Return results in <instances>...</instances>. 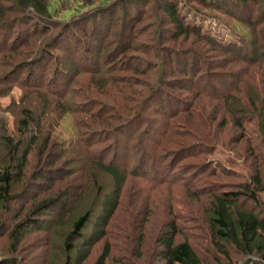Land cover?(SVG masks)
Returning a JSON list of instances; mask_svg holds the SVG:
<instances>
[{"label":"trees","instance_id":"1","mask_svg":"<svg viewBox=\"0 0 264 264\" xmlns=\"http://www.w3.org/2000/svg\"><path fill=\"white\" fill-rule=\"evenodd\" d=\"M154 1L151 12L142 15V22L155 20L158 27L168 24L172 29L152 32L153 27L143 28L142 33L148 35L142 38L149 45L139 46L135 45L140 40L135 35L137 24H129L131 0L116 3L126 6L123 12L128 20L121 33L118 31L116 42L114 32L120 26L112 24L118 16L117 5L111 0H102L97 7L93 3L94 8L86 14L83 12L90 1L82 6L67 3L62 19L56 16L60 0H0V100L18 88L23 91L24 105L16 132L9 134L0 120V149L6 153L0 160V203L9 205L21 200L22 208L28 200H37L46 188L64 184L59 197L32 207L30 217L36 212L35 217L42 216L41 212L48 209L55 215L67 212L74 216L76 201L82 200L84 192L96 195L95 188L101 192L97 173L108 175L115 185L113 192L103 198V213L95 221L92 238L77 251L74 242L90 224L93 208H84L74 222L64 243L68 253L75 251V259L69 264L84 263L91 249L103 240L106 227L119 209L122 188L129 180L145 183L151 189L173 184L186 191L197 190L193 195H207L205 189L194 185L201 179L190 177L187 171L179 174L175 169L202 154L208 155L211 149L201 142L184 143L180 154L170 161L165 139L168 135L189 139L195 135L188 125L181 124L180 128L175 121L194 111L198 100L219 101L225 107L231 105L230 112L238 111L243 100L235 95L240 92L244 76L251 73L250 67H241L242 73L233 75L238 78L232 81L218 72L219 68L234 62L264 66L259 55L264 51V0H233L231 8L207 5L206 0ZM222 14L241 24L248 37L235 26H230L231 32L234 37L238 34L239 41H223L206 31L205 23ZM159 37L163 41L158 42ZM178 40L191 41L190 50L174 49L170 43ZM38 41L42 45L36 50ZM46 80L49 88L43 85ZM136 85L139 90L134 89ZM51 116L57 121L49 120ZM61 118L68 121L67 143H60L57 155L51 153L44 158L42 171L25 183L33 149L40 145L44 157L57 147L50 138ZM236 118V125L241 127V118ZM260 120L264 131V107ZM151 129L153 135L149 137ZM70 164L77 167L69 171L66 168ZM40 183L41 188L29 194ZM259 193H264V181L254 177L246 192L209 194L211 242L221 258L215 259L218 264H230L232 257H255L251 259L254 263L264 262V213L238 207L242 198L258 204ZM26 224L27 220L21 222L15 231L17 244L24 238ZM165 231L157 254L161 264H206L187 239L176 242L180 233L175 225H168ZM109 256L106 246L96 264H106Z\"/></svg>","mask_w":264,"mask_h":264},{"label":"rangeland","instance_id":"2","mask_svg":"<svg viewBox=\"0 0 264 264\" xmlns=\"http://www.w3.org/2000/svg\"><path fill=\"white\" fill-rule=\"evenodd\" d=\"M60 1L62 2L61 9L56 13L58 19L59 17L62 19L67 3L82 6L85 5L86 1H90L91 5L89 4V7L83 12V14H86L90 9L94 8L91 7L93 3L97 7L102 0ZM122 1L124 0H111L115 4ZM131 1L129 3L131 5L128 6L132 13L129 24H137L135 35L140 39L135 45H149L142 38L144 35L145 37L148 35L146 32L142 33V29L147 26L153 27L152 32L157 29H162L164 32L167 31L166 29H172L168 24L166 26H164L165 24H160V27H158L159 22L155 20L142 22V15L151 12L154 0ZM232 1L206 0L207 5L215 4L227 6V8H231ZM125 9L126 6L124 4L116 7L118 18L117 21L114 19L112 24H117V27L119 25L120 28H115L114 42L118 40V31L121 33L120 29L123 24L128 23V20L124 17L125 12L123 11ZM200 9L204 10H201L202 12H206L203 7ZM139 10L140 13L138 14L137 11ZM240 25L222 14V16L215 18L213 21L208 20L205 23V29L210 33L216 34L223 41H239L238 34L234 37L231 27L235 26L234 29L246 35L244 31L247 32V30ZM153 35L155 36L154 33ZM160 37L157 39L158 42L163 41ZM190 43L192 44L191 41L178 40L170 43V45L174 49H178V51H183V49L186 51L190 50ZM41 45L42 41H38L35 45L36 50ZM260 52L259 55L264 59L263 49ZM219 58L221 57L219 56ZM222 64L224 65V63ZM250 65H252L251 62L244 64L234 62L229 67L218 69V72L223 73L222 75L226 78L228 76L229 80L232 81L238 78L233 75L237 76L242 73L241 67H250L249 71L251 73L247 77L244 76L243 82L239 85L240 92H236L235 95V97L238 95L237 97H241L240 99L243 100L238 104V111L230 112L229 108L232 106L229 105V108L225 107L223 106L224 103L219 101L198 100L194 111H192L195 115H191V112L178 117L175 121L180 128L182 127L181 124L188 125L195 135L190 136V139L188 137L182 138L177 135H168L165 139V145L169 148L168 153H171L170 161L180 154L178 152L180 148H183L185 144L188 145L191 141L196 144L199 142L204 143L206 147L211 149V153L208 155L204 156L202 154L198 159L189 160L175 169V171H179V174H182V171H187V175L190 177L194 176L197 179H201L198 185H194L205 189L204 191L207 195H193L197 190L186 191L179 185L173 184L151 189L145 183L129 180L122 188L119 198V209L106 227L105 237L91 249L89 257L82 264H96L106 246L110 250V256L106 264H161L157 260V254L160 250V239L166 232L168 225H175L180 233L176 242L180 243L187 239L200 258L206 261V264H218L215 259L221 258L215 252L214 245L211 242L213 237L209 220L212 217V209L210 207L212 199L209 194L242 193L243 191L246 192V187L252 186L254 177H259L264 181V131L261 128L260 120V112L264 107V66L258 63L255 66ZM59 82L60 80H57V83ZM47 83L48 81L46 80L43 84L45 88H49ZM56 85L55 83L54 86ZM132 87L134 88V86ZM134 89L139 90L137 85ZM22 96L23 91L17 88L7 98L0 100V120L3 121L9 134L13 130L16 132L15 127L19 119V112L24 107V105H21ZM113 96L115 100L116 96ZM247 98L250 99V103ZM236 116L240 117L243 122L241 127L236 125ZM56 119L52 118V116L49 118V120L54 121H57ZM60 120L57 122L56 128L53 129L52 138H50L52 139V145L58 148L50 149L44 157L39 151L40 145L33 149L28 159L29 170L27 171V181L25 183L31 182V179L36 177L35 174H39L42 171L41 166L44 163V158H47L51 153L57 155L60 143H67L65 130L68 129V121L63 120V118ZM152 131L153 129L148 133L149 137L153 135ZM169 139L174 141L172 142L174 145L169 142ZM175 141H182L183 144L181 146L176 145ZM24 142L23 148L27 146L28 139ZM5 155V151L3 152L1 148L0 160ZM61 164H58V167ZM75 167L77 166L70 164L66 169L70 171L75 169ZM55 176L58 175L55 174ZM96 176L101 192H98L97 188L93 189V191L98 193L96 194L98 196L84 192L82 200L76 201L74 216H68L67 212L62 215H55L51 209H48L41 212L43 213L42 216L35 217L36 212L35 214L33 213V217H30V212H33L32 207L45 199L50 200L54 199V197H59V193L65 189L64 184H62L63 186L58 184L50 190L46 188L36 198L37 200L30 199L31 197L28 198L30 200L27 201L26 205L23 204L22 208H20L21 200L18 203L12 202L9 205L0 203V224L2 226L0 229V264H69L74 261L75 251L82 247L84 241H89L93 236L95 221L103 213V198L114 190L115 185L111 177L104 173H97ZM92 183H95L93 179ZM41 186V183L39 185L36 184V188H31L29 194L39 190ZM72 193L74 192L72 191ZM25 197H28V194ZM257 197L259 200L258 204L242 198L238 201V207L252 210L256 214L264 213V193H259ZM88 207L93 208L91 222L82 231L81 237L74 242L75 251L68 253L64 246L66 237L71 233L74 222L84 212L83 209ZM25 220H27L28 224L23 229L24 238L20 244H17L15 231H17L20 223L25 222ZM253 258L241 259L232 257L233 260L230 264H256L251 260ZM259 264H264V262Z\"/></svg>","mask_w":264,"mask_h":264}]
</instances>
